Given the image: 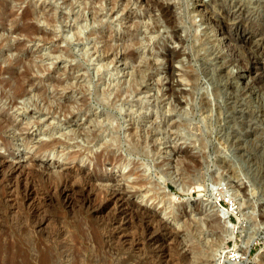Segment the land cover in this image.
<instances>
[{
  "label": "rangeland",
  "instance_id": "374dc122",
  "mask_svg": "<svg viewBox=\"0 0 264 264\" xmlns=\"http://www.w3.org/2000/svg\"><path fill=\"white\" fill-rule=\"evenodd\" d=\"M99 1L0 0V115L12 126L1 132L0 160L32 170L29 181L0 173V264H201L204 250L226 240L224 220L247 225L224 240V251L241 248L253 229L259 234L231 264H264V65H251L250 35L264 37V0H209L201 11L196 0H119L114 9L112 0H101V9ZM77 24L86 29L76 37ZM219 25L239 62L214 42ZM95 63L109 73L106 82ZM248 64L246 83L236 73ZM108 81L113 95L99 104ZM133 126L158 130L151 154L126 143ZM52 141L53 157L34 154ZM119 156L126 168L109 163ZM188 184L206 188L193 189L196 204L177 188ZM28 188L37 193L30 203ZM106 191H124L132 209L146 211L125 220L126 245L105 241L120 218L99 211ZM213 193L234 194L237 212L224 219L201 212ZM164 194L177 198L173 208Z\"/></svg>",
  "mask_w": 264,
  "mask_h": 264
},
{
  "label": "bare ground",
  "instance_id": "6f19581e",
  "mask_svg": "<svg viewBox=\"0 0 264 264\" xmlns=\"http://www.w3.org/2000/svg\"><path fill=\"white\" fill-rule=\"evenodd\" d=\"M88 2V1H87ZM112 2V9H114V8H116V7H118V4H119V0H112L111 1ZM210 1L208 0V1H206V0H196L195 1V7L197 8V9H200L199 11H201V9H205L206 8V6H207V3H209ZM98 4H99V8L101 9L102 8V1L100 0L99 2H98ZM129 4V3H128ZM85 6H86V3H85ZM210 6V5H209ZM209 8V7H208ZM162 9V8H161ZM167 9V8H166ZM162 11V10H161ZM193 11H195V10H193ZM198 11V10H197ZM148 12V11H147ZM204 13V12H203ZM145 14V13H144ZM168 14V13H167ZM205 16V15H204ZM202 17V16H201ZM249 18H250V16H249ZM166 19H167V17H166ZM165 19V20H166ZM173 19V18H172ZM156 22V21H155ZM159 24V23H158ZM158 24H155V25H158ZM141 27L142 28H145V31H147V30H150L151 28H149V24L148 23H146L145 22V24H143V25H141ZM156 28V27H155ZM158 28V27H157ZM218 28H219V30H216V32H214V38H213V40H214V42L215 43H217L219 46H222V45H224V46H226V47H230V45H229V39L227 38L228 36H225V35H223V26L222 25H219L218 26ZM86 29V26L85 25H79L78 26V24L74 27V30H72L74 33H73V35L75 36L76 35V37L77 36H80V35H82L83 34V32H84V30ZM167 29V28H166ZM170 29V28H169ZM221 31V32H220ZM151 32V31H150ZM250 35H251V38H252V40H253V42H254V45H253V48H254V52L256 53V55H257V58H256V62L255 63H253V64H251V65H264V37L261 35V34H259V32H257V31H252L251 33H250ZM73 37V36H72ZM153 39H155V37H153ZM150 40H152V39H150ZM250 46V45H249ZM232 49V50H231ZM230 51H231V53H232V55L230 54V56L232 57L233 56V58L230 60L231 62H239L237 59L235 60V54L237 53L236 52V48H231L230 47ZM238 51V50H237ZM234 52V53H233ZM83 54V56L85 57V58H87V60H89V61H91L92 62V59H91V54H88L86 51H85V53H82ZM131 55V53H127V54H125L124 55V57L123 58H126V57H129ZM156 57V55L155 56H153V59ZM215 57V56H214ZM256 57V56H255ZM94 60V59H93ZM171 61V60H170ZM218 61V60H217ZM241 61V60H240ZM243 61V60H242ZM242 63V62H241ZM250 64H248L246 67H244V68H240L239 67V69H238V71H237V73H236V77L239 79V80H241V81H244L245 79H247V77H248V75H249V73L250 72H252L251 70H250V66H251ZM237 66V65H236ZM245 66V65H244ZM255 66V67H256ZM243 67V66H242ZM254 67V66H253ZM254 67V68H255ZM264 67V66H263ZM95 73L97 74V76H98V78H99V80L100 81H105L106 79H103V78H105V74L106 75H109V73H102V71H101V68H102V66L100 65H98V63H95ZM222 68V67H221ZM251 68H252V66H251ZM262 68V67H261ZM213 70V69H212ZM215 70H216V68H215ZM254 70V69H253ZM94 71V70H93ZM233 73V72H232ZM226 74V73H225ZM110 75H112V74H110ZM222 76V75H221ZM230 76V75H229ZM252 76V75H251ZM228 77V76H227ZM238 80V81H239ZM248 81H249V79H248ZM106 82V81H105ZM104 82V83H105ZM240 82V81H239ZM245 82H246V80H245ZM110 82L108 81V84H104L105 85V88H103L102 90H100V94H99V98H100V100L101 101H103L106 105H109V99L111 98V96L113 95V93L111 92V90H110V84H109ZM247 83V82H246ZM244 84V83H243ZM236 85V84H235ZM247 85V84H246ZM250 85V84H249ZM243 86V85H242ZM131 87V86H130ZM234 87H236V86H234ZM245 87V86H244ZM243 88V87H242ZM129 90H130V88H128ZM238 89H239V87H238ZM131 94H132V92L131 91H129ZM240 92V91H239ZM168 94V93H167ZM119 95V93H117V95L115 94L114 95V97H119L118 96ZM247 96V95H246ZM250 96V95H249ZM116 107V106H113V104H110V107ZM62 108V107H61ZM238 110V109H237ZM241 111V110H240ZM238 112V111H237ZM252 112V111H251ZM250 112V113H251ZM11 121V120H10ZM249 123V122H248ZM11 124H12V122H11ZM10 125V122L8 121V120H6V119H4L3 118V114H1L0 115V139H2V131L4 130V129H6L8 126ZM253 126V125H252ZM10 127H12L11 125H10ZM155 128V127H154ZM147 129V128H146ZM144 130L143 132H141L136 126H133V127H131V129L126 133V135H124L125 137H126V140H127V142L126 143H128V145H129V147L131 148V149H133V150H141L143 153L142 154H151V153H149V151L148 150H150L151 148V150H153V142H152V140L151 139H153L152 137H154V136H157L158 134H159V132H158V130H156V129H152V130ZM52 131L54 130L53 128L51 129ZM52 131H50L51 133H52ZM163 134V133H162ZM112 139V138H111ZM53 140V139H52ZM50 141V140H49ZM55 141H57V140H55ZM156 141V140H155ZM58 142V141H57ZM56 142V143H57ZM54 144H55V142L54 141H52V142H48V143H44V142H42V143H40L39 145H38V148H37V150L34 152V154H36V155H42V154H47V156H52L53 155V152H52V149H53V146H54ZM155 144V143H154ZM239 144V143H238ZM4 145H5V147H8L9 149H14V148H16V146H9L8 144H5L4 143ZM152 145V146H151ZM25 146H27V144H23L22 145V147H25ZM19 148V147H18ZM150 148V149H149ZM137 151V152H138ZM241 151V150H240ZM136 152V151H135ZM140 152V151H139ZM150 152H152V151H150ZM53 157V156H52ZM109 160V163H111V164H117V165H119L120 167H127L128 165H129V162L128 161H125L124 159H122V157H113V158H111V159H108ZM72 169V168H71ZM68 170V169H67ZM27 172H31L32 173V170H27V169H24L23 167L21 168H19V167H14V166H12L11 164H8V163H6L3 159L2 160H0V173H2L3 175H4V177L6 176V177H8V178H17V177H23V178H25V179H28L27 178V176H28V173ZM71 173H74V174H78V173H81L80 172V169L79 168H77V169H74L73 168V170H71L70 171ZM69 172V173H70ZM67 174V173H66ZM30 175V174H29ZM61 175H63V174H61ZM65 175V174H64ZM63 175V176H64ZM15 176V177H14ZM34 176V175H33ZM59 176V175H58ZM69 176V175H68ZM87 176V175H86ZM48 177V176H47ZM46 177V178H47ZM59 177H61V176H59ZM67 177V176H66ZM3 178V177H2ZM8 178H6L7 180H8ZM37 178V177H36ZM50 178V177H49ZM70 178V177H69ZM79 178V177H78ZM81 178H83V177H81ZM5 179V178H4ZM5 179V180H6ZM21 179V178H20ZM25 179H24V181H25ZM55 179V178H54ZM57 179V178H56ZM66 179V178H65ZM91 179V178H90ZM6 180V181H7ZM10 180V179H9ZM12 180V179H11ZM11 180H10V182H8V183H11ZM15 181V180H14ZM28 181H29V179H28ZM50 181V180H49ZM59 181V180H58ZM57 181V182H58ZM61 181V180H60ZM20 182H21V180H20ZM26 182H27V180H26ZM26 182H25V184H26ZM77 182H79V181H77ZM76 182V183H77ZM89 182L90 183H86L87 184V187L86 188H84V185H83V187L82 188H84V190H86L87 191V193L88 194H90V192L92 191V184L94 185V183H91V181L89 180ZM13 183V182H12ZM19 183V182H18ZM32 183H33V181H32ZM31 183V184H32ZM56 183V182H55ZM73 183V182H72ZM16 184V183H15ZM52 184V183H51ZM75 184V183H74ZM85 184V185H86ZM144 184V183H143ZM6 185V184H5ZM7 185H9L8 187H7V192H8V196H7V201H11V202H13L14 203V199L15 198H13V197H15V196H13V193H16L17 194V192H13L14 190H12V185L11 184H7ZM27 185V184H26ZM33 185V184H32ZM42 185V184H41ZM64 185V184H63ZM140 185V184H139ZM194 185H196L195 183H194ZM192 186V187H190L189 186V184L188 185H182L181 187H177L179 190H182V191H185L186 193H187V195H189L191 192H192V190L195 188V186ZM44 186V185H43ZM55 186V185H54ZM75 186V185H74ZM203 186V185H202ZM16 188V186L14 185L13 186V188ZM18 187V186H17ZM56 187V186H55ZM81 187V186H80ZM6 188V187H5ZM26 188V187H25ZM34 188V187H33ZM42 188V187H41ZM59 188V187H58ZM94 188V187H93ZM145 188H146V186H145ZM155 188H156V186L154 185V187L153 186H150L149 188L147 187V189H145L146 190V192H154V190H155ZM202 189H204V187H200V186H198L197 188H195V190H197V191H200V190H202ZM206 189V188H205ZM204 189V190H205ZM17 190V189H16ZM18 190H20V189H18ZM26 191V193H25V195H23L24 196V198L27 200V202L28 203H30L31 201L33 202L34 201V194H35V196H36V192H32V190L30 189V188H28V189H25ZM74 190V189H73ZM4 191H6V190H4ZM78 191V190H77ZM80 191V190H79ZM194 191V190H193ZM216 191V190H215ZM103 192V191H102ZM49 193V192H48ZM232 193V192H231ZM21 194V193H20ZM58 194H60L61 196H63L64 197V199L65 200H67L68 199V192L66 191V189H60L59 191H58ZM71 194V193H70ZM79 194V193H78ZM96 194V193H95ZM104 196V198H102L103 199V202H102V205H101V207H100V209H99V211L100 212H103V211H105V210H107V209H109V210H111V211H113V213L115 212V213H117V214H119L118 215V218H119V220L116 222V226L114 225V228H113V230L111 231V233H110V235L109 236H107L106 237V242H107V244H108V246H110L111 245V239H113V240H116V242L115 243H117L118 245L120 244V245H126L127 243V240H126V236H125V234H124V232H125V227H126V225H128L127 223L129 222H127L126 223V221L125 220H127V217H131V216H137V214H140V212H136V211H141V215H142V213L143 214H145L146 213V211L144 210V209H138L137 208V210L135 211L134 210V208L132 209L131 207H130V205H129V202H128V199L126 198V194H125V192L124 191H112V192H105V193H102ZM155 194V193H154ZM47 195V194H46ZM56 195V194H55ZM54 195V196H55ZM155 196V195H154ZM233 196V198H235V196H234V194H221V193H213V194H206L205 195V199H202V205L203 206H207V205H210L211 206V208H213V210L215 211V213H216V215H217V217H219L220 215L222 216V218H226V216H227V213L224 211V210H222V209H220V207L217 205V203H218V201H220L222 198H225V197H227L228 199H230L231 197ZM53 197V196H52ZM89 198V197H88ZM92 198V197H91ZM171 198V200L172 199H175L174 197H170ZM11 199H13V200H11ZM59 199V198H58ZM102 199H100V200H102ZM6 200V199H5ZM40 200V199H39ZM17 201V200H16ZM30 201V202H29ZM74 201V200H73ZM174 201V200H173ZM5 202V201H4ZM3 202V203H4ZM26 202V201H25ZM39 202V201H38ZM101 201H99V203H100ZM25 204V203H24ZM41 204V203H40ZM43 204V203H42ZM80 204V203H79ZM100 205V204H99ZM238 205H239V207H241L242 206V203L240 204V203H238ZM26 206H28V205H26ZM39 206H41V205H39ZM168 206V205H167ZM204 209L205 210H207V208L206 207H204ZM30 210H32V209H30ZM29 210V211H30ZM108 210V211H109ZM211 210V209H210ZM209 210V211H210ZM28 211V210H27ZM28 211V212H29ZM114 213V214H115ZM37 214V213H36ZM140 216V215H139ZM149 216V215H148ZM250 216V217H249ZM251 218V214H247V217L246 218ZM254 217V216H253ZM245 219V218H244ZM252 219V218H251ZM134 220V219H133ZM132 223V222H131ZM246 224V222L245 221H243V222H240V220H239V222H238V224L237 225H231L230 223H228L227 221H225L224 220V222H223V225H222V228L225 230V235H226V240L225 241H227V240H230V241H234L235 240V236H236V233H237V231H238V229L239 228H244L245 229V226H247V225H245ZM112 226V225H111ZM129 226V225H128ZM129 228V227H128ZM111 229V228H110ZM252 230V229H251ZM250 230V231H251ZM254 230V229H253ZM252 230V232H250V233H248V236L246 237V239L244 238V240H243V246L241 247V248H238V258H242V259H244L245 257H246V254L245 253H247L248 251H249V248L251 247V245L254 243V241H255V239L257 238V236L259 235L258 234V232H254ZM127 234V233H126ZM129 234V233H128ZM173 236V238H174V235H172ZM66 239V238H65ZM133 239V238H132ZM131 239V240H132ZM130 240V239H129ZM128 240V241H129ZM139 240V239H138ZM224 240L223 241H221L214 249H213V253H212V259H213V264H227L226 262H227V260H225L224 258H225V255H224V253H225V251H224V248H223V243H224ZM135 241V240H134ZM63 242H64V240H63ZM114 242V241H113ZM169 242V241H168ZM172 242V241H171ZM59 243V242H58ZM69 243V242H68ZM129 243V242H128ZM167 243V242H166ZM61 244V243H60ZM110 244V245H109ZM56 245H58V244H56ZM65 245V244H64ZM139 245V244H138ZM168 245V244H167ZM54 246V245H53ZM52 246V247H53ZM61 247L63 246L62 244L60 245ZM59 246V247H60ZM137 246V245H136ZM173 246V245H172ZM69 247V246H68ZM68 247H66V248H68ZM58 248V247H57ZM107 248V247H106ZM59 249V248H58ZM62 249V248H61ZM60 249V250H61ZM64 249V248H63ZM62 249V250H63ZM113 249V248H112ZM131 249V248H130ZM54 250H56L55 248H54ZM59 250V251H60ZM61 250V251H62ZM48 251V250H47ZM60 251V252H61ZM64 251H65V249H64ZM63 251V252H64ZM109 251V250H108ZM50 252H55V251H50ZM58 252V251H57ZM245 252V253H244ZM44 254V253H43ZM51 254H54V253H51ZM58 254V253H57ZM56 254V255H57ZM63 254V253H62ZM45 255V254H44ZM48 255L50 256V253H48ZM59 255V254H58ZM61 255V254H60ZM42 257H44V256H42ZM51 257V256H50ZM54 257H56L55 255H54ZM59 257V256H58ZM65 257V256H64ZM53 258V257H52ZM62 258H63V256H62ZM46 259H47V254H46ZM49 259V258H48ZM51 259V258H50ZM56 259H57V257H56ZM64 259V258H63ZM65 259H66V257H65ZM58 260V259H57ZM60 260V259H59ZM67 260V259H66ZM47 262H48V260H46ZM51 262H54V260L53 259H51L50 260ZM44 262V261H43ZM45 263V262H44ZM49 263V262H48ZM47 263V264H48ZM54 263H58V261L56 262V260H55V262ZM67 263V262H66ZM53 264V263H52ZM231 264V263H230ZM240 264V263H239Z\"/></svg>",
  "mask_w": 264,
  "mask_h": 264
},
{
  "label": "water",
  "instance_id": "95a60500",
  "mask_svg": "<svg viewBox=\"0 0 264 264\" xmlns=\"http://www.w3.org/2000/svg\"><path fill=\"white\" fill-rule=\"evenodd\" d=\"M81 56H83V55L81 54ZM97 102H98L99 104L106 105L103 101L100 100L99 96H98V98H97ZM130 149H131V148H130ZM131 150H132V151H138V150H133V149H131ZM139 151H140L141 153H143L141 150H139ZM193 192H194V191L192 190V192L189 194V196H188L187 198H185V200L187 201V203H193V204H196V202L200 200V199H198V198L193 199V197L191 196ZM171 196L175 197V196L172 195V194H169V195L164 194V197H166V199L164 200V203L168 205L167 208H173V207H174V204H175V200L177 199V198L175 197V200L173 201V200H171V198H170ZM184 204H185V203H184ZM197 204H198V203H197ZM199 205H200V210H201V212H203V213L209 215V217H214V216L217 217L215 211L213 210V208H211L210 205L203 206V205H202V200L200 201ZM204 207H206L207 210H205ZM210 209H211V210H210ZM177 210H178V209H177ZM209 210H210V211H209ZM159 215H160V214H159ZM160 216H161V215H160ZM219 218H220V219H224V218H222L221 215L219 216ZM223 222H224V221H220L221 226L223 225ZM224 231H225V230H224ZM183 246L186 247V240H185V239H183ZM212 253H213V249H212V248H208V249L204 250L203 253H202V257H203V258H202V263H201V264H213ZM247 264H251V263H250L249 261H247Z\"/></svg>",
  "mask_w": 264,
  "mask_h": 264
},
{
  "label": "built area",
  "instance_id": "2783aa9c",
  "mask_svg": "<svg viewBox=\"0 0 264 264\" xmlns=\"http://www.w3.org/2000/svg\"><path fill=\"white\" fill-rule=\"evenodd\" d=\"M217 205L224 210L229 216H233L237 212V207L235 201L232 199H221L218 201ZM238 251L234 248L227 249L224 253L227 262L226 263H233L239 260L238 258Z\"/></svg>",
  "mask_w": 264,
  "mask_h": 264
}]
</instances>
